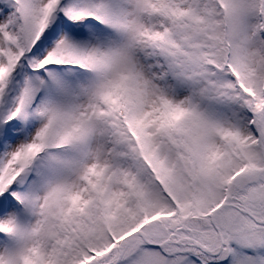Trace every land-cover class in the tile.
Returning a JSON list of instances; mask_svg holds the SVG:
<instances>
[{
    "label": "snow or ice",
    "instance_id": "6c2138e0",
    "mask_svg": "<svg viewBox=\"0 0 264 264\" xmlns=\"http://www.w3.org/2000/svg\"><path fill=\"white\" fill-rule=\"evenodd\" d=\"M0 264H264V0H0Z\"/></svg>",
    "mask_w": 264,
    "mask_h": 264
}]
</instances>
